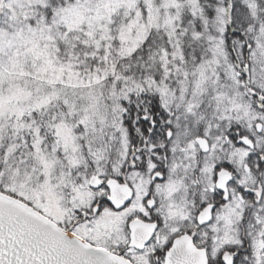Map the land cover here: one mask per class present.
<instances>
[{
	"label": "snow or ice",
	"instance_id": "obj_1",
	"mask_svg": "<svg viewBox=\"0 0 264 264\" xmlns=\"http://www.w3.org/2000/svg\"><path fill=\"white\" fill-rule=\"evenodd\" d=\"M0 264H264V0H0Z\"/></svg>",
	"mask_w": 264,
	"mask_h": 264
}]
</instances>
